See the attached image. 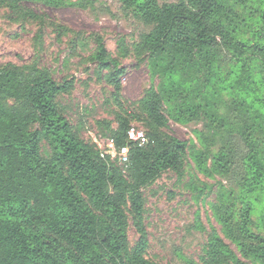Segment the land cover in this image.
Instances as JSON below:
<instances>
[{
    "label": "trees",
    "instance_id": "obj_1",
    "mask_svg": "<svg viewBox=\"0 0 264 264\" xmlns=\"http://www.w3.org/2000/svg\"><path fill=\"white\" fill-rule=\"evenodd\" d=\"M118 1L149 29L132 52L159 79L141 116L122 111L125 68L100 36L88 61L120 108L108 139L127 145L131 123L139 121L148 143L130 145L125 167L102 159L60 109L68 83L34 64L0 66V264H160L146 253L142 189L165 171L180 175L188 159L230 183L228 190L220 184L212 205L228 244L213 233L201 263L264 264V0ZM24 3L85 9L94 1L0 0L44 25ZM54 30L65 34L60 25ZM167 114L177 124H201L196 138L218 144L217 151L168 135ZM127 211L140 234L132 246Z\"/></svg>",
    "mask_w": 264,
    "mask_h": 264
},
{
    "label": "rangeland",
    "instance_id": "obj_2",
    "mask_svg": "<svg viewBox=\"0 0 264 264\" xmlns=\"http://www.w3.org/2000/svg\"><path fill=\"white\" fill-rule=\"evenodd\" d=\"M93 1V6L85 9L22 4L23 9L41 17L44 25L0 4V66L34 64L38 69L48 70L57 82L68 83L69 92L59 98L61 111L81 140L97 148L99 143L104 148L107 128H116L115 115L120 108L111 96L112 87L97 79L94 66L88 61L95 48L94 37L100 36L109 54L125 68L120 78L122 111L141 116V102L150 88H158L159 79L152 75L147 62L139 64L132 52L133 44L149 29L126 15L118 0ZM55 25L62 26L65 34L57 35ZM166 117L168 135L185 141L195 150L217 151L218 144L210 146L196 138L194 131L200 130L201 124H177L168 114ZM131 127L145 131L139 121H133ZM48 151V146L42 143L43 154L47 155ZM186 164L180 175L165 171L142 189L146 253L160 264H202L203 251L212 234L223 238L212 205L217 200L220 184L228 190L230 183L214 173L208 176L198 171L191 159ZM210 165L208 160L206 167ZM127 215V234L132 246L140 234L133 215L128 211ZM253 220L258 222V210ZM259 233L262 234L260 230ZM230 248L236 252L233 246Z\"/></svg>",
    "mask_w": 264,
    "mask_h": 264
},
{
    "label": "built area",
    "instance_id": "obj_3",
    "mask_svg": "<svg viewBox=\"0 0 264 264\" xmlns=\"http://www.w3.org/2000/svg\"><path fill=\"white\" fill-rule=\"evenodd\" d=\"M147 143L148 138L142 130L130 127L127 132V145L117 148L112 139H107L104 148H102L99 143L96 144L102 159H105L106 157H109L110 160L116 159L119 166L125 167L128 163L130 145L142 147Z\"/></svg>",
    "mask_w": 264,
    "mask_h": 264
}]
</instances>
